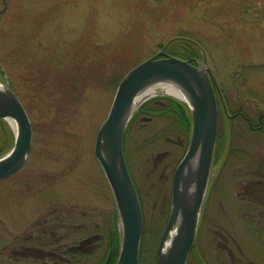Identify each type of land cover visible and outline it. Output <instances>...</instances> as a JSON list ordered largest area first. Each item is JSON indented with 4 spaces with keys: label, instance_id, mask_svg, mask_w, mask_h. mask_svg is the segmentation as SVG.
Here are the masks:
<instances>
[{
    "label": "rangeland",
    "instance_id": "obj_1",
    "mask_svg": "<svg viewBox=\"0 0 264 264\" xmlns=\"http://www.w3.org/2000/svg\"><path fill=\"white\" fill-rule=\"evenodd\" d=\"M177 38L196 44V60L216 79L218 135L227 137L214 157L186 264H264V0H0V83L22 102L33 127L27 162L0 181V264H30L12 255L14 238L56 218H64L69 243L105 225L117 243L112 262L118 258L122 228L94 153L96 137L121 79L157 53L167 56L164 46L170 50ZM164 96L141 105L157 108ZM224 103L243 108L252 128L244 118L230 127ZM177 126L145 112L124 135L143 203L140 264H159L173 173L189 143ZM14 142L13 127L0 119V157Z\"/></svg>",
    "mask_w": 264,
    "mask_h": 264
},
{
    "label": "water",
    "instance_id": "obj_2",
    "mask_svg": "<svg viewBox=\"0 0 264 264\" xmlns=\"http://www.w3.org/2000/svg\"><path fill=\"white\" fill-rule=\"evenodd\" d=\"M163 54L157 53L122 78L96 138L95 156L112 189L122 228V244L115 264H139L143 213L127 167L123 139L141 104V96L152 86L159 83L177 86L192 116L189 147L174 173L171 212L158 248L159 264H186L210 180L218 130V83L207 63L202 66L173 56L161 57ZM0 118H12L16 124L14 147L0 158V180H3L25 164L33 129L19 98L9 85L1 83Z\"/></svg>",
    "mask_w": 264,
    "mask_h": 264
},
{
    "label": "flooded vegetation",
    "instance_id": "obj_3",
    "mask_svg": "<svg viewBox=\"0 0 264 264\" xmlns=\"http://www.w3.org/2000/svg\"><path fill=\"white\" fill-rule=\"evenodd\" d=\"M226 115H228V111H226ZM162 155L159 156L160 159L163 158ZM170 193L172 194V189H170ZM170 193L168 203L170 200L171 205ZM56 219L57 221L44 219L40 221V225H29V229L21 237H15L11 248L15 259L21 258L30 264H82L88 262V264H111L117 247L116 238L111 229H108L106 235L105 225L103 227L98 225L94 232L82 237L76 235L73 243H69L66 242L68 233L65 235L61 231L64 218ZM99 251H101V254L98 255L100 258L97 257L96 260L94 259L95 254Z\"/></svg>",
    "mask_w": 264,
    "mask_h": 264
},
{
    "label": "trees",
    "instance_id": "obj_4",
    "mask_svg": "<svg viewBox=\"0 0 264 264\" xmlns=\"http://www.w3.org/2000/svg\"><path fill=\"white\" fill-rule=\"evenodd\" d=\"M188 40L189 39L183 38L177 39L176 41H174L176 44L172 43L171 49L167 50L166 53L175 57L192 60L193 62L196 59L200 60V49L196 46L195 43L193 44L191 41ZM173 45L177 46V48L173 49ZM160 100L161 102L157 108H152L147 111H145L146 107L143 106V104L134 115L133 120L138 115H141L145 112L151 116L162 117L166 120H171L173 124L175 123L176 125H178L177 128L182 129L187 138H189L192 121L190 111L187 105L184 102H181L177 99L169 98L167 96L160 98ZM218 139L216 144L215 159L219 156V152L220 154H222V152L226 149L227 145V137L225 134L220 133L218 135Z\"/></svg>",
    "mask_w": 264,
    "mask_h": 264
},
{
    "label": "bare ground",
    "instance_id": "obj_5",
    "mask_svg": "<svg viewBox=\"0 0 264 264\" xmlns=\"http://www.w3.org/2000/svg\"><path fill=\"white\" fill-rule=\"evenodd\" d=\"M177 39H180V38H177ZM177 39H175V41L177 40ZM185 39V38H184ZM168 47H170V45L168 46ZM168 47H167V45H165L164 46V50H166L167 51V49H168ZM119 85V84H118ZM118 87V86H117ZM158 89H162L163 90V93L164 94H166L167 96H170V97H173V98H176L177 100H179V101H184L185 102V96L182 94V91L177 87V86H174V85H170V84H165V83H159V84H156V85H154V86H152L150 89H148V90H146L145 91V93L141 96V98H140V102L142 103V102H144L145 101V99H147V98H150V97H153V96H157V95H159L160 93L158 92ZM160 97V96H159ZM157 98V97H156ZM139 102V103H140ZM186 104V103H185ZM187 105V104H186ZM187 107H188V109H189V106L187 105ZM226 111H228V115L226 116V119H228V121H229V124L228 125H230V127H231V122H232V120H234V119H236V118H244L245 120H246V122H247V124H248V127L249 128H252V126H253V123L251 122V121H249L247 118H246V116H247V113H246V111L243 109V108H241V107H238V109H236L235 111L234 110H232V109H230L229 107L228 108H224V113L226 114ZM219 115H220V111L218 110V127H219ZM134 118V117H133ZM133 118L131 119V121L133 120ZM0 119H6L10 124H11V126L13 127V130H14V132H16V124H15V122H14V120L12 119V118H0ZM258 120H259V122L261 123V125H263L262 127H261V129L263 130V128H264V114L263 113H261L259 116H258ZM106 121V120H105ZM131 121L129 122V124L131 123ZM105 123V122H104ZM259 125V124H258ZM257 125V126H258ZM260 125V126H261ZM191 127H192V125H191ZM261 130V131H262ZM191 132H192V128H191V131H190V136H191ZM231 133V132H230ZM32 138H33V134H32ZM190 138V137H189ZM217 139H218V136H217ZM190 143V142H189ZM216 144H217V140H216ZM188 147H189V145H188ZM188 149V148H187ZM215 151H216V148H215ZM31 154V153H30ZM214 157H215V152H214ZM214 157H213V162H212V165H213V163H214ZM126 163H128V161H127V159H126ZM127 167H128V165H127ZM128 170H129V168H128ZM129 173H130V170H129ZM130 175H131V173H130ZM12 176H14V175H12ZM11 176V177H12ZM132 176V175H131ZM11 177H9V178H11ZM132 179H133V177H132ZM209 182H210V180H209ZM137 185H136V192H137V194H138V198H139V201H140V203H141V201H142V197H141V194H140V192H138V190H137ZM143 221H144V218H143ZM144 229H145V224H144ZM196 238H197V236H196ZM195 241H196V239H195ZM121 244H122V236H121ZM120 244V245H121ZM115 246H116V244H115ZM194 246H195V244L193 245V247L191 248V251H192V249L194 248ZM121 248V247H120ZM191 251H190V253H191Z\"/></svg>",
    "mask_w": 264,
    "mask_h": 264
}]
</instances>
